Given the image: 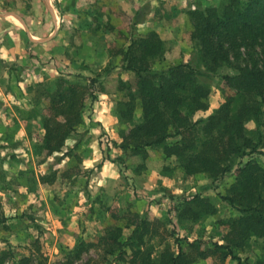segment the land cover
<instances>
[{"label": "trees", "instance_id": "trees-1", "mask_svg": "<svg viewBox=\"0 0 264 264\" xmlns=\"http://www.w3.org/2000/svg\"><path fill=\"white\" fill-rule=\"evenodd\" d=\"M189 21V39L198 49L202 68L182 63L155 71L154 61L164 52L158 34L148 32L130 39L121 68L134 74V84H122L127 99L118 101L115 109L120 123L129 127L120 136L121 142H112V146L143 160L147 150L161 148L165 158L175 159V170L185 177L204 174L220 184L232 175L233 180L224 183L218 194L237 212L227 221L230 231L223 243L176 236L172 250L162 242L165 230L158 218L148 212L120 214L117 208L107 207L111 224L91 242L81 241L69 251V261L92 251L95 257L85 264H225L228 260L251 264L238 253L252 239L264 245V166L254 159L244 160L264 148L259 129H255L256 140L245 130L249 121L264 128V121L260 122L264 115V0H222L216 7L190 12ZM222 67L236 71L222 77L230 94L210 115L195 119L209 108L210 90L199 77ZM88 81L84 85L60 78L53 88L42 91L45 156L61 153L83 123L86 101L94 100L95 81ZM136 107L141 122L134 124ZM171 138L177 140L169 142ZM216 214L217 208L208 199L195 196L177 218L197 223ZM156 239L160 240L157 247L152 244ZM31 257H20L15 264H31ZM12 258L10 250L0 251V264ZM253 264H264V256Z\"/></svg>", "mask_w": 264, "mask_h": 264}, {"label": "rangeland", "instance_id": "rangeland-1", "mask_svg": "<svg viewBox=\"0 0 264 264\" xmlns=\"http://www.w3.org/2000/svg\"><path fill=\"white\" fill-rule=\"evenodd\" d=\"M29 1L0 0V13L8 12L5 9L7 6H29ZM74 1L72 0L71 2ZM181 2L190 7V11L187 13L188 21L190 12L208 7H216L222 0H184ZM176 4H168L167 6H175ZM80 5L94 6L97 4L92 0H84ZM199 5L200 7H198ZM142 12L138 11L136 17L141 16ZM171 17L175 19V14ZM118 18V27H115L113 34L120 41L112 43L113 38H111L109 40V48H107L106 43L98 41L99 45L109 49L111 53H117L125 47L123 40L128 38L131 31L129 21L122 18V16H118ZM134 21L136 20H131V22ZM132 29L137 30L135 27H132ZM181 30L183 31V39L185 38L186 41L185 52L189 54V59H183L184 53L180 54L181 58L179 59H167V49L163 42L164 52L160 59L154 61L153 70L160 71L169 66L182 63H191L198 68H202L199 62L198 49L195 44L188 40V25L184 26ZM142 35L134 36V38ZM100 40L103 41V39ZM83 42L87 43L86 36H84ZM102 61L99 60L97 62V60L82 59L78 60L80 68H74L69 66L75 63L73 60L66 66V69L61 68V70H57L56 76L47 75L43 82L26 87V93L31 96L29 102L31 106L28 108L27 113H24L19 108L16 110L17 117L22 120L23 126L19 125L15 131L5 133L0 137V219L2 218L4 221L0 225V251L8 249L13 255L12 260H8L5 264H15V261L20 257L30 255H32L31 264H40V262L44 264H85L89 257H95L94 252L83 253L80 260L69 261V251L76 248L81 241L91 242L100 236L104 228L112 222L110 216L106 215L105 209L107 207L92 196L91 189L89 188L92 176L99 169V163L94 162L87 169L83 168L85 165H83L82 153H89L91 150L90 147H87L89 144L87 145L83 140L85 132L88 130H85L82 126H78L64 144L62 152L52 156H45L41 140V136L43 137L44 134L42 129L43 105L40 102L42 91L47 88H53L58 79L62 78L69 83L84 85H88V80L92 79L95 81L93 92H100L108 73L111 71L110 64L107 63V66H104L105 69L96 73H93L91 66L100 68L97 66H101ZM52 67H54L52 69H55L57 66L53 64ZM234 74H236V71L232 68L222 67L214 74L199 77L198 81L205 84L210 90L208 96L209 108L206 112L198 113L195 119L205 118L219 107L230 94V91L226 89L222 77ZM134 78L135 76L129 82L117 81L115 83V90L122 101H126L128 92L127 89H122V84L133 85ZM5 87L11 90V94L14 93L9 83ZM95 98H97L96 95H94ZM87 101L93 100L88 98ZM115 109L116 104L113 106L114 114H116ZM137 109L136 107L132 117L134 124L141 122V114ZM22 113L24 114L22 115ZM15 119L13 120L14 122ZM263 121L264 115L261 117L260 122ZM259 126L254 121H249L245 125L246 135L256 140V134L254 133L257 128L261 134L263 133L264 137V128L261 124ZM127 127H129L128 124H119L117 127L119 139ZM175 140L177 139L171 138L169 142H175ZM103 143L106 148L105 154L108 156L107 149L113 148L112 141L105 137L103 138ZM259 150L261 153L251 154L245 157L244 160L254 159L261 166H264V156L262 155L264 148ZM66 152L67 155L62 156ZM124 154L128 158L138 160V163L133 162V170H142L147 164L156 163L159 170L158 173L168 179L172 186L180 185L181 187H188L182 191L161 193L158 196L146 199L150 203L155 202V205H153L155 210L157 209L158 214L156 218L164 225L165 232L163 234L164 239L162 240L164 245H168L172 250H175L174 240L176 236L186 238L189 241L201 239L203 241L223 243V238L230 231L227 221L231 217L237 216V212L222 202L218 194L222 193L224 183L228 184L233 180L232 175H229L224 183L220 184L213 182L210 177L204 174L181 177L180 175L183 173L175 170V166L177 165L175 159L165 158L162 155L161 148L147 150V158L144 160L140 155ZM121 165V167H125L123 163ZM195 196L208 199L217 208V214L204 218L197 223L186 220L181 222L177 218L178 212L182 210L184 204L190 202ZM130 207L131 205H126L124 212H121L118 208V212L120 214L129 212L131 211ZM105 216H109V219L105 220ZM159 243V239L152 242L155 247ZM238 255L242 260L246 259L253 264L258 258L264 256V245L261 241L252 239L247 247L243 251H240ZM194 264L210 263L198 261ZM225 264H236V262L228 260Z\"/></svg>", "mask_w": 264, "mask_h": 264}, {"label": "crops", "instance_id": "crops-1", "mask_svg": "<svg viewBox=\"0 0 264 264\" xmlns=\"http://www.w3.org/2000/svg\"><path fill=\"white\" fill-rule=\"evenodd\" d=\"M71 1L30 0L29 6H7L5 9L8 12L0 13V137L15 131L19 125L23 126L16 110L19 108L27 113L31 106V96L26 93V87L43 82L47 75L56 76L57 70L66 69L73 60L75 63L69 66L74 68H80L78 60H103L102 65L97 66L100 68L91 66L93 73L105 69L104 66L109 63L111 71L102 90L94 92L97 98L86 102L83 124L80 125L88 130L83 140L91 149L89 153H82L83 168L87 169L94 162L99 163L89 188L92 196L106 207L119 208L124 212L129 204L133 212H148L158 217L155 202L150 203L146 199L188 187L172 186L168 179L158 173L156 163L147 164L142 170H133V162L138 163V160L126 157L118 148L107 149L106 156L103 138L120 142L117 135L120 121L114 114L113 106L122 100L115 90V83L133 79V73L121 68L130 39L153 31L164 42L167 59H179L181 53H184V60L189 59L181 29L188 25L190 41L191 25L187 21L190 7L182 4L184 0H92L97 4L94 6L80 5L84 0ZM138 11H143V14L137 18ZM174 14L175 19L171 17ZM118 16L129 21L131 31L128 38L123 40L125 47L111 53L107 49L109 40L113 38L112 43L120 41L113 34L115 27H118ZM133 19L136 21L131 22ZM84 36L87 43L83 42ZM98 41L106 43L107 48L99 45ZM53 64L57 66L55 69H52ZM7 83L12 87L13 94L5 87ZM122 163L125 167H121ZM180 176L185 177L183 174ZM108 219L109 216H105V220Z\"/></svg>", "mask_w": 264, "mask_h": 264}]
</instances>
